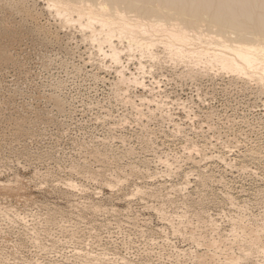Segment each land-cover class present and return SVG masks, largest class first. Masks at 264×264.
Listing matches in <instances>:
<instances>
[{
    "label": "rangeland",
    "instance_id": "374dc122",
    "mask_svg": "<svg viewBox=\"0 0 264 264\" xmlns=\"http://www.w3.org/2000/svg\"><path fill=\"white\" fill-rule=\"evenodd\" d=\"M61 19L47 0H0V264H195L211 226L260 263L231 240L264 228V92L126 44L116 64ZM122 68L145 85L118 87ZM197 225L200 247L174 231Z\"/></svg>",
    "mask_w": 264,
    "mask_h": 264
},
{
    "label": "bare ground",
    "instance_id": "6f19581e",
    "mask_svg": "<svg viewBox=\"0 0 264 264\" xmlns=\"http://www.w3.org/2000/svg\"><path fill=\"white\" fill-rule=\"evenodd\" d=\"M47 5L62 17L66 26L77 22L82 29L83 39L96 45L103 56L110 57L116 64L121 61L123 52L120 44H126L141 51L143 57L151 58L154 61L151 62L159 69L165 68L167 64L174 68L176 66L177 69L184 66L180 72L192 79H197L203 73L213 75L218 72L220 76L229 75L246 89L252 87L264 92V0H47ZM106 45L108 50L104 49ZM162 57L167 64L162 61ZM140 65L144 68L142 62ZM169 65L167 66L171 69L172 66ZM174 68L172 69L176 70ZM117 73L118 81L115 84L118 87L130 83L145 85L138 77L131 74L127 76L123 68ZM161 106L158 105L157 109H161ZM154 111L150 108V113ZM3 184H0V189L6 187ZM68 185L76 186L74 183ZM179 191L182 189L179 188ZM171 197L172 195L166 197L169 203H173ZM199 201L197 205L200 204ZM195 213L200 218L206 217L204 210ZM180 227L186 226L182 224ZM200 227L202 230L205 226L197 225L192 228L191 239L186 230L176 228L174 231L200 247L205 243L201 242L204 235L198 232ZM239 227L244 229L242 235H234L237 239L233 238L231 241L248 245L252 249L260 248L262 256L257 264H264V247L261 245L264 243V228H247L244 225ZM211 228L217 230L219 237H211L203 252L195 248L196 251L192 253L193 261L191 260L193 263L249 264L248 259L254 257L251 251L248 252L251 249H246L240 255L231 252L232 244L229 239H224L228 236L218 233L219 228L216 226ZM70 231L73 235L74 231ZM35 233L39 232L35 229L27 234L32 238ZM205 239L204 236L203 241ZM219 241L224 244L221 245ZM210 245L215 249L210 248ZM223 248L231 250L224 253L221 251ZM74 255L78 259H96L93 255L77 250Z\"/></svg>",
    "mask_w": 264,
    "mask_h": 264
}]
</instances>
